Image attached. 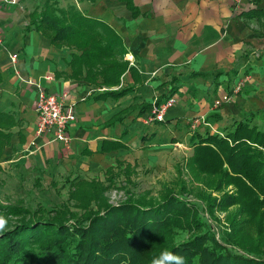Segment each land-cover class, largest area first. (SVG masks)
I'll return each instance as SVG.
<instances>
[{"label": "crops", "instance_id": "1", "mask_svg": "<svg viewBox=\"0 0 264 264\" xmlns=\"http://www.w3.org/2000/svg\"><path fill=\"white\" fill-rule=\"evenodd\" d=\"M45 2L0 4V110L17 122L0 156V177L57 180L105 174L117 161L157 160V154L178 145H187L192 154L191 136L207 125L193 131L191 120L217 115L209 123L223 134L264 107V0L241 5L235 0H132L137 14L128 0H59L60 6L76 5L121 36L133 68L123 75L122 85L134 90L119 99L97 98L105 87L71 77L74 49L58 47L40 30L26 28L31 13ZM243 76L248 77L243 90L215 106ZM40 87L59 97L66 93L65 102L75 103L69 148L50 134H36ZM173 87L176 102L165 120L146 122L157 99L166 101ZM261 117L253 121L264 123ZM116 142L122 144L105 148Z\"/></svg>", "mask_w": 264, "mask_h": 264}, {"label": "trees", "instance_id": "2", "mask_svg": "<svg viewBox=\"0 0 264 264\" xmlns=\"http://www.w3.org/2000/svg\"><path fill=\"white\" fill-rule=\"evenodd\" d=\"M128 4L137 14L132 0ZM26 28L40 30L58 47L74 49L71 77L105 87L97 98L119 99L134 90L122 85L123 75L133 68L125 59L121 36L76 5L62 7L59 0H46L31 13ZM175 91L173 87L166 98ZM256 115L264 119V107L235 121L223 134L207 126L191 136L193 151L187 166L210 189L196 191L201 208L183 195L190 192L185 183L180 185L182 191L167 188L161 197H150L149 191L138 197L130 192L124 201L109 202L105 192L119 176L133 183L134 166L117 161L105 171L108 184L99 178L73 179L69 199L74 209L67 203L55 210L23 203L0 205L2 215L18 218L1 233L0 264H149L165 248L184 256L186 264H264V128L253 123ZM212 116L217 115L206 121ZM16 123L0 110V156ZM235 205L222 239L216 238L200 211L214 213ZM182 232L187 236L176 246Z\"/></svg>", "mask_w": 264, "mask_h": 264}, {"label": "rangeland", "instance_id": "3", "mask_svg": "<svg viewBox=\"0 0 264 264\" xmlns=\"http://www.w3.org/2000/svg\"><path fill=\"white\" fill-rule=\"evenodd\" d=\"M253 123H257L259 127H264V123L259 118L255 119ZM185 146L178 145L172 149L167 148L162 154L159 153L161 155L157 154V160L152 159L151 161L147 160L132 164L135 169L131 176L133 183L127 182L123 174L119 176L115 185L110 186L105 192L108 201L111 203L124 201L127 198V193L130 192L138 197L149 191L150 197L157 198L161 197L167 191V188L182 191L180 185L185 183L190 192H185L183 195L197 203L201 208L202 205L198 200L196 191L199 187L207 191H210V189H207L202 180L196 179L190 172L187 166V159L191 155V150L187 148V145ZM71 177H61L57 180H51L50 178L44 179L39 176H32L30 180L24 177L18 179L0 177V205L23 203L32 208H37L42 205L48 209L55 210L67 203L72 207L73 200L69 199V191L75 177ZM82 177H87L88 179L99 178L107 184L110 183L105 178L104 170L93 174H84ZM231 187L227 188L230 192H232ZM213 194L217 195L218 193L213 192ZM93 206V208L97 209L98 203L95 202ZM72 208L74 209V207ZM236 209L237 205L230 206L226 210H216L214 213L206 209L200 212L207 220L206 228H209L216 235V238L222 239L223 231L226 229L228 221H230ZM76 210L81 211L79 208ZM0 215H2L1 212ZM9 219L12 221H10L6 230L12 228L11 226L18 220L16 216H9ZM186 236L187 233L182 232L177 239L181 240ZM24 264L33 263L27 261Z\"/></svg>", "mask_w": 264, "mask_h": 264}, {"label": "built area", "instance_id": "4", "mask_svg": "<svg viewBox=\"0 0 264 264\" xmlns=\"http://www.w3.org/2000/svg\"><path fill=\"white\" fill-rule=\"evenodd\" d=\"M19 0H0L2 3H17ZM238 5L245 1H256V0H235ZM4 43V36L2 29L0 28V45ZM12 59L16 60V55L11 56ZM51 78V76H47ZM248 77L243 76L238 81L233 83L228 91L222 93L215 101L214 104L217 107L222 106L233 99L235 95H238L244 88ZM66 93L62 94V97L53 93L47 92L44 88H39L38 99L36 101L37 121H36V134H50L52 140L60 141L63 143L65 148H69L72 141L70 133V127L77 119L75 103L65 102ZM176 102L174 96H171L166 101L161 102L160 105L154 104L151 109L146 122H157L164 121L166 111L172 107ZM204 123L213 129V126L206 121V117L200 116L190 121L189 127L191 130Z\"/></svg>", "mask_w": 264, "mask_h": 264}, {"label": "clouds", "instance_id": "5", "mask_svg": "<svg viewBox=\"0 0 264 264\" xmlns=\"http://www.w3.org/2000/svg\"><path fill=\"white\" fill-rule=\"evenodd\" d=\"M9 225V218L5 215H0V233H3ZM181 241L177 239L175 241L176 246H179ZM149 264H186V258L177 254L175 251L165 248L159 251L158 254H154Z\"/></svg>", "mask_w": 264, "mask_h": 264}]
</instances>
